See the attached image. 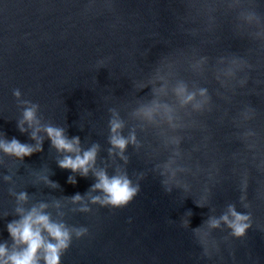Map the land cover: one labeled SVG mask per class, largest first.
<instances>
[{
  "label": "water",
  "instance_id": "obj_1",
  "mask_svg": "<svg viewBox=\"0 0 264 264\" xmlns=\"http://www.w3.org/2000/svg\"><path fill=\"white\" fill-rule=\"evenodd\" d=\"M47 127L96 147L87 176L59 166L74 154ZM13 139L41 150L0 147V264L27 248L8 225L33 209L68 232L58 264H264V0H0V145ZM100 171L136 194L102 203ZM41 236L36 264L57 244Z\"/></svg>",
  "mask_w": 264,
  "mask_h": 264
},
{
  "label": "clouds",
  "instance_id": "obj_2",
  "mask_svg": "<svg viewBox=\"0 0 264 264\" xmlns=\"http://www.w3.org/2000/svg\"><path fill=\"white\" fill-rule=\"evenodd\" d=\"M26 121L31 122L34 120V111L28 109L24 113ZM121 125L113 122L112 131L115 133ZM24 129L21 128V131ZM38 131V129H37ZM45 131L50 138L52 145L58 150L73 155H67L64 159L59 161V166L64 169H71L73 172L80 171L83 176H87L89 168L92 167L96 159V147L84 151L81 154L79 147V138L74 137L71 140L67 139L62 129L47 127ZM32 138H36V133L32 134ZM111 143L123 150L127 144V141L119 135H114L111 139ZM6 153L15 154L18 157L30 156L33 151L41 149H32L27 145L21 144L17 140L13 139L10 143L0 145ZM98 183L94 185L95 189H101L106 193L105 200L102 203L112 204L114 206H120L127 204L132 197L136 194L137 189L130 186V181L124 176H114L109 178L104 171L96 173ZM69 181L75 183L70 177ZM24 199V196H21ZM75 200H79L77 195ZM100 198H94V202L99 201ZM234 221H229L228 216H223L225 222L229 223V226L233 229L234 234L241 236L245 230L249 227L248 224L243 223L247 220L246 216L236 213L233 209H229ZM218 221H213L212 226H218ZM46 230L49 235L57 240V244L51 243L46 245V264H58L59 256L58 250L67 247L68 232L63 230L61 226L52 224L49 222V218L45 215H40L35 209L28 215L24 216L20 221H14L8 225V231L10 235L19 242L27 244V248L22 253H16L10 257L12 264H36L35 257L37 250L43 245V238L41 236V230ZM5 249L0 247V255H3Z\"/></svg>",
  "mask_w": 264,
  "mask_h": 264
}]
</instances>
